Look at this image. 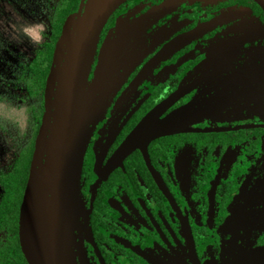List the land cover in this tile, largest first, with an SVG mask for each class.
Instances as JSON below:
<instances>
[{"label": "flooded vegetation", "instance_id": "flooded-vegetation-1", "mask_svg": "<svg viewBox=\"0 0 264 264\" xmlns=\"http://www.w3.org/2000/svg\"><path fill=\"white\" fill-rule=\"evenodd\" d=\"M252 1L264 13V0ZM224 2L114 0L100 22L82 64L81 129L65 216L76 264H221L264 248V162L253 160L264 134L254 146L201 147L196 137L255 134L258 128L227 130L264 125V24ZM236 13L141 75L174 39ZM100 63L104 75L96 83ZM57 69L62 76L63 59ZM239 77L231 95L205 107ZM191 85L157 122L177 116L185 132L151 142L149 165L135 150L111 169L143 118ZM54 105L53 98L52 111ZM134 153L141 160L130 159Z\"/></svg>", "mask_w": 264, "mask_h": 264}, {"label": "water", "instance_id": "water-1", "mask_svg": "<svg viewBox=\"0 0 264 264\" xmlns=\"http://www.w3.org/2000/svg\"><path fill=\"white\" fill-rule=\"evenodd\" d=\"M112 3L113 0H87L75 27L74 39L67 44L62 71L63 87L53 111L51 104L54 95V79L50 92L46 96L45 120L38 157V173L41 176L46 150L45 180H41L44 188L32 174L19 215L20 247L28 264H76L69 248V229L65 226V216L70 210L74 163L81 129V70L88 46ZM240 15L236 13L215 23L204 24L193 32L174 39L144 67L141 75L146 74L185 44ZM69 29L70 21L66 24L62 39L55 50V56L63 45ZM61 59L62 56L55 64V73ZM101 66L100 63L96 83L104 75ZM192 89L191 85L179 91L150 111L113 155L110 161L111 169L122 167L123 160L135 150L142 154L149 165L147 148L151 142L185 132L183 127L186 126V121H177V116H169L157 122ZM208 112L201 114L198 118H205ZM256 128H264V125H247L227 131ZM221 264H264V248Z\"/></svg>", "mask_w": 264, "mask_h": 264}, {"label": "trees", "instance_id": "trees-1", "mask_svg": "<svg viewBox=\"0 0 264 264\" xmlns=\"http://www.w3.org/2000/svg\"><path fill=\"white\" fill-rule=\"evenodd\" d=\"M48 2L52 7L48 36L35 50L33 58L29 62L19 63L17 74L10 82V87L13 90H23L26 97L34 102V106L31 108L33 132L26 147L15 155L10 164L0 168V264H28L20 247L19 215L26 187L34 174L38 161V145L45 119L46 96L51 81L54 79L56 83L57 79L55 50L62 39L67 22L75 18L77 24L87 0H48ZM223 6L225 9H248L264 24V13L252 0H225ZM69 32L70 29L67 36ZM73 33L74 35L70 36L72 38L75 36L74 31ZM259 130L261 129L256 130L258 133L255 134H252L251 131H241L232 134L196 137L200 138L198 143L201 147L213 144L241 145L245 142L254 146L259 144L264 134ZM155 144L156 142L149 147V154ZM130 159L141 160L139 153L132 154Z\"/></svg>", "mask_w": 264, "mask_h": 264}, {"label": "rangeland", "instance_id": "rangeland-1", "mask_svg": "<svg viewBox=\"0 0 264 264\" xmlns=\"http://www.w3.org/2000/svg\"><path fill=\"white\" fill-rule=\"evenodd\" d=\"M51 8L48 0H0V168H4L10 164L15 155L26 147V144L32 137L31 108L34 106V102L26 97L23 90H13L10 87V82L14 79V75L17 74L19 63L29 62L33 58L35 50L46 40L52 18ZM76 21L75 18L70 20V31ZM72 34L74 35L73 31ZM73 39L70 37L69 42ZM62 48L60 47V50ZM66 51L67 45L60 54L63 62ZM226 61V57H219L216 62L224 64ZM61 77L59 73L56 75L57 79L53 95L55 102L63 87V85L60 86L61 81L63 82V78L61 80ZM239 79L240 77L234 80V82L230 80L229 83H231L232 87L227 89L228 91L222 89L218 91L217 97L212 99L210 96L206 99L204 101L205 107L213 105L231 95L233 93L232 90L236 87L235 82L241 83L242 79ZM215 85L222 86L217 83ZM50 89L51 85L49 86V92ZM41 139L42 133L39 138L38 157ZM247 144L249 143H243V145ZM262 144L264 146V142ZM260 151L257 159H253L255 163L264 162V147ZM45 163L46 150L41 168V175H43L39 176L38 161L33 174L41 187H43L41 180H45Z\"/></svg>", "mask_w": 264, "mask_h": 264}]
</instances>
